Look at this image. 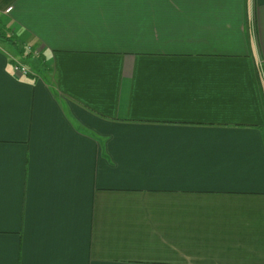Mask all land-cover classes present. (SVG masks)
I'll return each mask as SVG.
<instances>
[{
    "label": "crops",
    "instance_id": "0c3cea01",
    "mask_svg": "<svg viewBox=\"0 0 264 264\" xmlns=\"http://www.w3.org/2000/svg\"><path fill=\"white\" fill-rule=\"evenodd\" d=\"M0 22V264H264V0Z\"/></svg>",
    "mask_w": 264,
    "mask_h": 264
},
{
    "label": "trees",
    "instance_id": "16d2710c",
    "mask_svg": "<svg viewBox=\"0 0 264 264\" xmlns=\"http://www.w3.org/2000/svg\"><path fill=\"white\" fill-rule=\"evenodd\" d=\"M0 40L3 42L14 43V39L12 38L11 35L8 34V32L5 30V28L1 22H0ZM19 52H21V49H19ZM257 72L259 73V70Z\"/></svg>",
    "mask_w": 264,
    "mask_h": 264
},
{
    "label": "rangeland",
    "instance_id": "374dc122",
    "mask_svg": "<svg viewBox=\"0 0 264 264\" xmlns=\"http://www.w3.org/2000/svg\"><path fill=\"white\" fill-rule=\"evenodd\" d=\"M1 42V41H0ZM2 43H7L8 44V42H2ZM7 46V45H6ZM9 46V45H8ZM10 47H12L11 45H10ZM13 48V47H12ZM14 52H16L17 53V51L14 49ZM16 58H17V60H19V62H21V63H23V64H25V65H27V66H30V63H32V60H28L27 59V55H23V56H21L20 55V53H17V56H16Z\"/></svg>",
    "mask_w": 264,
    "mask_h": 264
},
{
    "label": "built area",
    "instance_id": "2783aa9c",
    "mask_svg": "<svg viewBox=\"0 0 264 264\" xmlns=\"http://www.w3.org/2000/svg\"><path fill=\"white\" fill-rule=\"evenodd\" d=\"M11 9V7H8L5 9V12H9ZM15 69H17L18 72L22 73V74H26L28 72L27 68H25L24 66H16Z\"/></svg>",
    "mask_w": 264,
    "mask_h": 264
}]
</instances>
